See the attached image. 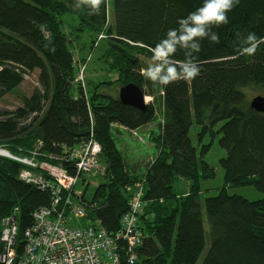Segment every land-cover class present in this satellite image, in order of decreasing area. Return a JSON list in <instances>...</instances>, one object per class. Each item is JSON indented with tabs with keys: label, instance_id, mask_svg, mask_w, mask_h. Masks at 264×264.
I'll list each match as a JSON object with an SVG mask.
<instances>
[{
	"label": "trees",
	"instance_id": "1",
	"mask_svg": "<svg viewBox=\"0 0 264 264\" xmlns=\"http://www.w3.org/2000/svg\"><path fill=\"white\" fill-rule=\"evenodd\" d=\"M73 2L0 0V96L18 86L26 71L37 70L40 85L23 98L15 115L0 121V143L24 153L40 138L45 149L57 152L58 144L71 145L92 133L105 168L92 196L103 206L94 215L107 230L119 228V216L127 210V187L139 179L144 184L146 237L135 264H264V113L252 109L242 91L251 85L264 88V43L254 56L241 55L235 47L237 32L264 38V0H240L228 12V24L213 28L220 42L200 41L201 51L194 54L200 74L167 86L138 72L137 54L151 58L148 49L202 0H104L96 15L73 10L68 6ZM33 21L45 25L50 39ZM101 31L106 37L100 58L108 73L117 76L89 79V87L81 86L74 82V51L82 57L83 32L91 49ZM184 58L180 50L173 57ZM128 82L152 97L146 110L124 105L110 92ZM151 122L159 129L158 134L149 129L157 151L144 173H136L137 166L127 164L116 147L113 132H131ZM193 123L199 126L195 145L189 135ZM207 131L220 133L218 143L225 149L219 159L224 186L202 198L200 181L214 176L199 149H209L210 143L201 145ZM54 162L74 172L63 158ZM19 169L20 164L0 158V220L16 210L18 254L32 213L49 203L48 192L18 179ZM180 178L188 181L183 192L176 186ZM226 185H253L262 196L249 200L229 195ZM85 222L73 220L77 226Z\"/></svg>",
	"mask_w": 264,
	"mask_h": 264
},
{
	"label": "built area",
	"instance_id": "2",
	"mask_svg": "<svg viewBox=\"0 0 264 264\" xmlns=\"http://www.w3.org/2000/svg\"><path fill=\"white\" fill-rule=\"evenodd\" d=\"M105 37V33L98 34L93 46ZM80 142L90 147H77L68 156L60 157L69 165L77 160L78 176L60 174L56 178L58 182L65 183V194L80 192L75 189L79 177L93 176L104 170L97 155L98 144L92 133ZM38 154L36 149H31L27 155H18L0 143V156L22 164L18 179L40 188H51L52 200L56 203L61 198L59 187L42 175H32L28 170L29 165H35L33 158ZM85 177L82 180L86 183ZM127 191L129 209L119 219V228L115 231L100 227L93 221L77 226L73 220L74 216L82 214L80 206L73 207L74 216L66 214L63 207H38L32 213V223L23 231L24 243L20 254L15 248L17 218L16 210H13L0 220V261L4 264H135L138 260V249L146 237L142 216L148 201L143 195V181L133 184ZM68 202L66 198L64 204Z\"/></svg>",
	"mask_w": 264,
	"mask_h": 264
},
{
	"label": "rangeland",
	"instance_id": "3",
	"mask_svg": "<svg viewBox=\"0 0 264 264\" xmlns=\"http://www.w3.org/2000/svg\"><path fill=\"white\" fill-rule=\"evenodd\" d=\"M108 20L109 23L112 22V16L110 15V12H108ZM82 34H83V41L85 42L84 45L85 51H88L89 43H90L88 37L86 36V34L88 33L83 32ZM104 45H105V38H101L93 47L94 48L93 57H92L93 60L90 61L88 65V72H86V74L88 75L86 76V79L114 80L116 78L117 73L115 71L108 73L109 71H107V68L105 67L104 63L100 58V54L102 52L101 49L103 48ZM74 53L75 55H77L76 51H74ZM137 57L141 62V68L147 67V64L151 60V58L144 56L141 53L137 54ZM36 80H37V70H34L30 72L28 77L24 78L18 86L14 87L9 92L3 93L0 96V111H6V110L13 111L21 107L23 104V98L28 97L32 93L33 89L37 87ZM116 87L117 86H115V88H112L110 91L113 95H117ZM242 91L244 92V96L247 100H250L252 97L256 95L264 96V88L256 85L247 86L243 88ZM144 95L146 97L148 94H144ZM154 123L155 122H151L149 124H146L144 126L135 129L134 130L135 133H133V131L129 132L124 129H120V132H116V131L113 132V138L116 147L121 151V153L125 157L127 164L131 166L132 165L137 166L136 173H144L146 169L145 167L146 163L151 160V158L155 155L157 151V148L154 147L152 141L149 139L152 129H155L157 134L159 133V129L158 127L155 126ZM219 125L220 124H218L213 129L215 132L218 130ZM198 127L199 126L196 125V123H193V125L189 130V135L194 145L197 143L196 132H198L197 131ZM150 128L151 130H149ZM203 135L204 138H203V142L201 141V145L210 143V145H208L207 147L209 149L208 150L206 149V151L205 148L202 147H199V149L201 148V150L204 151V154L206 153L204 156V160L214 168V176L212 178L203 179L200 181V186L202 188V198H205L206 196L217 194L219 189L224 186V177H223L224 170L219 162V159L225 155V149L222 148L218 143V137L220 133H216L214 136H212L207 131ZM4 147L7 148V150H9L12 153H17L18 155H22L20 152L11 150L10 147H8L7 145H4ZM0 158L6 159L3 156H0ZM13 162L19 163L17 161H13ZM100 165L101 167H104L101 161H100ZM83 177L85 176L79 177L75 185V189L80 192L84 191L85 193L84 197H86V199H89L92 197L96 186L101 182L102 178L100 175L98 176L97 174L93 176H87L85 177L86 179V183H85L82 180ZM176 186L179 192H183L188 188V181L186 179L180 178L176 181ZM225 191L229 195L237 194L249 200L258 199L262 196V193L253 185H249V186L226 185ZM204 225H205V231H208V224L205 214H204ZM201 258L199 259L198 263L200 262Z\"/></svg>",
	"mask_w": 264,
	"mask_h": 264
},
{
	"label": "clouds",
	"instance_id": "4",
	"mask_svg": "<svg viewBox=\"0 0 264 264\" xmlns=\"http://www.w3.org/2000/svg\"><path fill=\"white\" fill-rule=\"evenodd\" d=\"M104 0H74L70 6L75 11L87 9L88 15L99 14L100 6ZM67 4V0H65ZM240 0H202V3L186 17L177 20L178 27L167 30L166 35L158 40L154 47L148 50L152 53L147 67L141 69V75L153 84L159 83L167 86L180 79L191 81L201 72V66L194 55L201 51L200 41L208 39L218 44L219 34L213 31L214 27L228 24V12L239 5ZM41 33L47 36L44 24L33 21ZM236 50L241 55L254 56L264 38H258L254 32L249 31L247 35L236 33ZM47 47V45H46ZM180 50L184 54L183 60L173 59L176 52ZM50 51L55 52L52 47Z\"/></svg>",
	"mask_w": 264,
	"mask_h": 264
},
{
	"label": "bare ground",
	"instance_id": "5",
	"mask_svg": "<svg viewBox=\"0 0 264 264\" xmlns=\"http://www.w3.org/2000/svg\"><path fill=\"white\" fill-rule=\"evenodd\" d=\"M108 12L109 11H108V8H107L106 9L107 18H108ZM98 34H104V32L101 31ZM127 41L130 44H134L133 42H131L129 40H127ZM93 47L94 46H91V49H89L88 51H84L82 57H80V58H78L79 56H78L77 52H76L77 55L74 54V56H73V63H74V66H75L74 82L79 84V85H83L85 87L87 86V83H88V80H89V79H86V76L88 75V74H86V72H88V65H89L90 61L93 60V58H92L93 57V51H94ZM0 68H1V66H0ZM141 69L142 68L139 69V71H138L139 73H141ZM30 72H32V71H26L23 74V79L27 78L28 75L30 74ZM36 85H37V87H35V88H40V85H39V82H38V78L36 80ZM117 93H118V91H117ZM143 94H145V93L143 92ZM151 100H152V97L150 95H147L145 97L146 107H147V104L151 102ZM14 111L15 110L8 111V114H5V113L1 114V111H0V121L6 120L8 117H11V116L15 115L14 113H12ZM95 141L98 144V149H99L97 155L100 157L101 145L96 139H95ZM43 145L44 144H43L42 139L36 138L33 141V144L31 146V148H29L26 152L21 153L23 155H27L29 150L36 149L39 152V154L33 158V162H34L35 165H29L28 166V170L30 171V173L32 175L33 174L42 175L47 180L53 181L54 184L56 186H58L59 189H60L61 198L59 199L58 202L54 203L53 200H52L51 188H49V187L40 188L39 186H37L35 184L28 183V184L34 186L36 189L48 192V194H49V203L47 205H42V206H51V207H54V208L63 207L64 210H65V213L66 214H70V215H73L72 209H73L74 206H80L82 208V214L80 216H78V217L73 215L75 219H84L86 221L85 223L93 221V222L98 223V225L100 227H105L102 224L101 220L94 215V212L99 210L103 206L98 200L92 199V197L89 198V199H86V197H84V194H85L84 191L83 192H79V193L78 192H72L70 194H65L64 193V185H65V183L58 182L56 180V178L58 176H60V174H65L66 176H69V177L78 176V174L76 173V161L77 160H75V162H73L70 165V168L74 172H70V170L68 168L58 165L57 163L54 162V160L57 157L68 156L77 147L86 148V147H90V146L88 144L82 143L80 141H77L76 143L71 144V145L58 144V151L57 152H53V151H51L49 149H45L44 148L45 145L44 146ZM104 170H105V168H104ZM104 170H103V172L101 174L104 173ZM140 181H142V179L134 181L131 185H129L127 187V189L129 187H131L133 184H135L137 182H140ZM93 194H94V192H93ZM66 198L68 199L69 202L67 204H64ZM128 209H129V204H127V210L124 211L119 216V219L121 218V216L124 213H126L128 211Z\"/></svg>",
	"mask_w": 264,
	"mask_h": 264
},
{
	"label": "water",
	"instance_id": "6",
	"mask_svg": "<svg viewBox=\"0 0 264 264\" xmlns=\"http://www.w3.org/2000/svg\"><path fill=\"white\" fill-rule=\"evenodd\" d=\"M118 100L128 106L135 107L138 110H146L145 95L141 88L134 82H128L118 88ZM252 109L259 113H264V96L256 95L249 101Z\"/></svg>",
	"mask_w": 264,
	"mask_h": 264
}]
</instances>
